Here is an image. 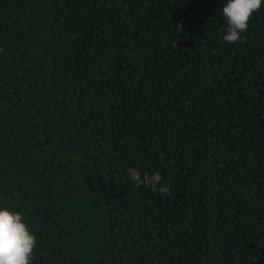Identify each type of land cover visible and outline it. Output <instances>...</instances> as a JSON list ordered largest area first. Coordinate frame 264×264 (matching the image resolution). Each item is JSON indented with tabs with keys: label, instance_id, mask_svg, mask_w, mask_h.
Instances as JSON below:
<instances>
[{
	"label": "trees",
	"instance_id": "trees-1",
	"mask_svg": "<svg viewBox=\"0 0 264 264\" xmlns=\"http://www.w3.org/2000/svg\"><path fill=\"white\" fill-rule=\"evenodd\" d=\"M225 3L0 0V207L32 264H264V7L229 44Z\"/></svg>",
	"mask_w": 264,
	"mask_h": 264
},
{
	"label": "clouds",
	"instance_id": "clouds-1",
	"mask_svg": "<svg viewBox=\"0 0 264 264\" xmlns=\"http://www.w3.org/2000/svg\"><path fill=\"white\" fill-rule=\"evenodd\" d=\"M264 7V0H226L222 7L225 18L223 40L229 44L243 43L241 33L246 32L248 23L253 14ZM177 29L182 31V25L176 24ZM3 50L0 49V52ZM129 179L135 183L137 188L144 186L153 191L167 195L170 189L162 185L163 177L159 172L141 175L136 168H128ZM161 185L160 187H157ZM37 247L36 236L24 222L22 214L0 207V264H32L34 249ZM259 253L252 257L258 260Z\"/></svg>",
	"mask_w": 264,
	"mask_h": 264
}]
</instances>
